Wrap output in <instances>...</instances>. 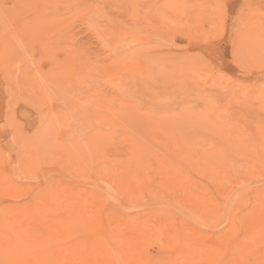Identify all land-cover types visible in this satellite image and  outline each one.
<instances>
[{
	"label": "rangeland",
	"instance_id": "1",
	"mask_svg": "<svg viewBox=\"0 0 264 264\" xmlns=\"http://www.w3.org/2000/svg\"><path fill=\"white\" fill-rule=\"evenodd\" d=\"M60 222L159 264L264 263V0H0V264H36Z\"/></svg>",
	"mask_w": 264,
	"mask_h": 264
},
{
	"label": "bare ground",
	"instance_id": "2",
	"mask_svg": "<svg viewBox=\"0 0 264 264\" xmlns=\"http://www.w3.org/2000/svg\"><path fill=\"white\" fill-rule=\"evenodd\" d=\"M87 45V44H86ZM94 45V44H93ZM102 46V45H101ZM98 47H99V45H98ZM96 48V47H95ZM85 49V48H84ZM83 49V51H85ZM89 49H91V48H89ZM98 49V48H97ZM100 49V48H99ZM90 51V50H89ZM94 51V50H93ZM92 50H91V52H89L88 53V51H85V52H87L88 54H90V55H92V54H94V53H92L93 52ZM97 52H99V50L97 51ZM86 53V54H87ZM97 53L95 52V55H96ZM89 56V55H88ZM87 56V57H88ZM91 58H93V57H91ZM127 58V57H126ZM147 58V57H146ZM87 60V59H86ZM88 61H89V59H88ZM132 61H133V57H132ZM88 64V63H87ZM121 64V63H120ZM90 65V64H89ZM116 65V64H115ZM134 65V64H133ZM85 66V65H84ZM121 66V65H120ZM88 67V66H87ZM87 67H85V68H87ZM115 67V66H114ZM121 68V67H120ZM107 69V68H106ZM109 69V68H108ZM115 69H113V70H110V71H114ZM101 71V70H100ZM85 72V71H84ZM107 72V71H106ZM105 72V73H106ZM109 73V72H108ZM134 73V72H133ZM122 74H124V73H122ZM121 74V75H122ZM85 75V74H84ZM132 75V74H131ZM123 77H124V75H123ZM132 77V76H131ZM133 79V78H132ZM86 80V79H85ZM84 80V82H87V81H85ZM122 80V79H121ZM87 83H89V82H87ZM86 83V84H87ZM88 85V84H87ZM99 88H101V87H99ZM101 90H103V89H101ZM100 90V91H101ZM104 91V90H103ZM102 92V91H101ZM101 92H99V93H101ZM107 93H109V91L107 92ZM102 94H104V93H102ZM106 96L108 95V94H105ZM101 96V95H100ZM105 97V96H104ZM134 113V112H133ZM135 114V113H134ZM133 114V115H134ZM131 118H133V117H131ZM109 120V119H108ZM216 127V126H215ZM215 127H214V129H215ZM223 127V126H222ZM219 128V127H218ZM218 128H217V130H218ZM132 130H134V129H132ZM132 130H131V133H132ZM220 131H222L221 130V128L219 129ZM102 135V134H101ZM130 135V134H129ZM135 135V134H134ZM136 136V135H135ZM131 139H133L134 140V138H133V136L131 135ZM136 142V141H135ZM136 144V143H135ZM136 146V145H135ZM135 146L133 147V148H135ZM131 148V147H130ZM136 149V148H135ZM133 151H135L134 149H133ZM137 151V150H136ZM133 153V152H132ZM134 154V153H133ZM167 163H169V162H166V165L168 166L169 164H167ZM166 165H165V168H166ZM171 166V164L167 167V168H169ZM135 167V166H134ZM136 169H139L138 167H136ZM135 169V171H137ZM134 171V172H135ZM173 172H175V170L173 171ZM121 174V173H120ZM124 174V173H123ZM122 174V175H123ZM126 176V175H125ZM126 177H128V176H126ZM133 177V176H132ZM122 179V178H121ZM127 179V178H126ZM131 179H133V178H131ZM124 181V180H123ZM130 181V180H129ZM125 182H127V181H125ZM130 182H128V184H129ZM142 184V183H141ZM141 184H139V185H141ZM145 183L143 182V184L142 185H144ZM130 185V187H131V184H129ZM142 185H141V188H142ZM127 188V187H126ZM132 188V187H131ZM129 189V188H128ZM126 191H128V190H126ZM89 195V194H88ZM89 197V196H88ZM93 199H95L94 197H93ZM84 200V199H83ZM90 200V199H89ZM96 201V200H95ZM96 203V202H95ZM129 204V206H130V202L128 203ZM77 206L79 205V204H76ZM74 206V205H73ZM154 206H155V204H154ZM100 209V210H99ZM98 210H99V213H101L100 211H101V208H99ZM71 219V218H70ZM69 219V220H70ZM79 220H78V218H75L74 219V222L73 221H70L71 223L73 222L74 223V225L76 224H79V222H78ZM108 222H109V220H107ZM66 222V221H65ZM65 222H60V223H58V233L60 234V238L58 239L59 241H58V243L56 244V246H55V248L53 249V251H47V252H45V253H43L42 255H41V257L38 259V261H37V263L36 264H152V263H155V264H157L159 261H162V260H159V258L157 259V260H159L158 262L157 261H155L156 259H153L152 261H151V259H149V258H152V257H149L148 255V257H146V256H144V254L143 253H145V252H141V250L140 249H138L140 246V243L142 244V240L140 239L139 240V238H138V241L136 240V235H125V234H122V233H119V232H117L118 233V235H117V233H116V235H117V237H115V235L114 236H112L113 234H115L114 232L112 233V232H109L108 234H107V237H111V239L114 237L115 239H117V242H119V244H120V242H123V243H125V248L124 249H121V246L119 245V244H117L116 242H114L113 241V243H116V244H113V249L110 247V248H108L107 246H106V244L103 242V241H101V240H103V238H106V236L105 237H102V239L100 238L101 236H103L101 233H105L106 232V230L105 231H102L103 230V228H101V227H99L100 229H102V230H100L99 232H101L100 234H99V236H97V234H95V231H97V230H95L94 231V229L92 230V232L94 233V235H96V237L94 238H92V239H85L84 241H86V240H88L87 242H84L85 244H81L82 243V240L80 241V240H77V238H74V237H72L73 236V234L74 233H72V232H69L70 230H71V227H64V225H66L67 226V224L65 223ZM69 221H68V224H71ZM100 222V221H99ZM104 221H102V223H103ZM112 222V221H111ZM62 223H64V225L62 224ZM101 223V222H100ZM100 223H98V225L97 226H99V224ZM171 223H172V219H171ZM170 224V223H169ZM63 226V228H62V226ZM73 225V227H75ZM94 225V224H93ZM93 225L91 226V225H89V227L90 228H94L93 227ZM96 225V224H95ZM101 225V224H100ZM109 225V224H108ZM107 225V226H108ZM113 225L114 226H119V225H121V223L119 222V223H117L116 225L114 224V222H112V225H110V226H112V227H110V229H113ZM171 225H173V223L171 224ZM249 225L251 226V228L252 227H255V228H253V230L254 229H256L257 227H258V225H259V223L257 222V221H255L254 223H249ZM69 226V225H68ZM72 226V225H71ZM107 226L105 227V228H107ZM169 228H168V227ZM175 226V225H174ZM72 227V229L73 230H75L77 227H79V226H77L76 228H73ZM102 227H104V226H102ZM166 227V228H165ZM173 229H172V228ZM88 229L89 231L91 230V229ZM97 228V227H96ZM95 228V229H96ZM162 228H165L166 229V231H170V228L172 229V230H174L175 228L173 227V226H169V225H167L166 224V226H163ZM162 228H159V230L157 231L158 233H159V231H160V233L162 232V231H164L165 229H162ZM167 228H168V230H167ZM250 228V229H251ZM98 229V228H97ZM160 229H162V231L160 230ZM78 229H76V231H77ZM87 230V231H88ZM176 230L178 231L179 229H175L174 231L176 232ZM107 231H108V229H107ZM249 231L250 230H248V231H246V234L248 235V233H249ZM98 231H97V233H99ZM154 232V231H153ZM156 232V233H157ZM175 232H172L173 234H175ZM72 234V236H70V234ZM143 233V232H142ZM146 233V232H145ZM151 233V232H150ZM149 233V235L151 236V234ZM155 233V232H154ZM157 233V234H158ZM167 233V232H166ZM181 233V231L179 230V232H176V236L173 238L172 237V234H171V232L170 233H167L168 235H166V234H164V236L166 237V238H172V240L170 241V240H166V241H168V242H166V244H164V245H167V243H168V246H169V248H173L172 249V251L173 250H175V251H173L174 252V255L177 253V255H175V256H177V257H182L183 259L185 258V257H188V255L189 256H191L190 257V260L192 261V256H195V254H196V252L198 251L197 249H195V248H197V246L195 247V244H193V243H191L192 241V239L190 238V241H187L186 240V238H184V236L185 237H188V235H186V234H180ZM90 234H92V233H90L89 232V234L88 235H90ZM156 234V235H157ZM162 234H163V232H162ZM169 234H171V235H169ZM74 235H76V234H74ZM139 235L141 236V234L139 233ZM139 235H138V237H139ZM143 235H145L144 233H143ZM143 235H142V237H143ZM148 235V234H147ZM184 235V236H183ZM90 236H92V235H90ZM149 236V239H151V237ZM159 236V235H158ZM183 236V237H182ZM221 236V235H220ZM155 237V236H154ZM161 237H163V235L161 236ZM189 237H190V235H189ZM188 237V238H189ZM250 237V236H249ZM141 238V237H140ZM156 238V237H155ZM154 238V239H155ZM166 238H164V239H166ZM168 238V239H169ZM108 239V238H107ZM114 239V240H115ZM160 239V238H159ZM161 239H163V238H161ZM164 239H163V241H164ZM225 238H223V240H224ZM234 239V238H233ZM238 239V238H237ZM236 239V240H237ZM242 238H240V240H241ZM243 239H245V237L243 238ZM251 239V238H250ZM253 239L254 238H252V241H253ZM104 240H106V239H104ZM222 240V243L224 242ZM226 240V239H225ZM247 241H248V239H246ZM245 240V241H246ZM107 241V240H106ZM112 241V240H111ZM116 241V240H115ZM150 241V240H149ZM154 241V240H153ZM153 241H152V244H151V246L150 247H152V246H154L156 243H155V241H157L156 239H155V241H154V243H153ZM170 241V242H169ZM185 241H186V243H185ZM246 241V242H247ZM107 242H110L109 241V239H108V241ZM138 242H140L139 244H138ZM145 242H147V239L144 241V243L142 244L143 246H145L147 243H145ZM162 242V241H161ZM198 242V241H197ZM197 242H195L196 244H198ZM213 242V241H212ZM238 242H239V240H238ZM242 242H244L243 240H241L240 241V243L239 244H241ZM249 242H251V240L250 241H248L247 243H249ZM111 243V242H110ZM123 243H121V244H123ZM164 243V242H163ZM185 243V244H184ZM190 245H189V244ZM206 243V242H205ZM215 243V242H214ZM221 243V242H220ZM220 243H218L217 242V244H220ZM245 243V242H244ZM246 243V244H247ZM253 243H254V241H253ZM154 244V245H153ZM161 244V243H160ZM170 244V245H169ZM182 244H184V245H182ZM209 244V243H208ZM207 244V245H208ZM213 244V243H212ZM217 244H215L216 246H217ZM238 244V245H239ZM250 244V246L252 245V246H254V244H251V243H249ZM164 245H163V247H164ZM192 245H194V246H192ZM206 245V244H205ZM210 245H211V243H210ZM223 245H224V243H223ZM238 245H237V243L235 242V244H233V246H237L238 247ZM243 245V244H242ZM137 246H139L138 248H137ZM171 246V247H170ZM211 246H213V245H211ZM211 246H208V248L207 247H205L206 248V250H207V253H209V254H211L212 255V248L213 247H211ZM221 246V244L218 246V247H216L217 248V250H219V253L222 251H224L226 248H225V245H224V247L223 246H221V247H223V248H225L224 250H223V248H219ZM245 247H246V245H244ZM247 246H249L248 244H247ZM249 246V247H250ZM252 246L250 247V248H252ZM116 247H120V248H116ZM148 247V246H147ZM201 247H202V245H201ZM248 247V248H249ZM122 248H123V246H122ZM165 248V247H164ZM205 248H204V250H205ZM239 248V247H238ZM238 248H235V249H237V250H239ZM119 249V250H118ZM177 249V250H176ZM242 249V248H241ZM241 249H240V252H239V254L241 253ZM145 250H148V248H146V249H144V251ZM170 250V249H169ZM168 250V251H169ZM203 250V251H204ZM252 250H254V249H252ZM202 251V250H201ZM232 251V250H231ZM243 251H245L244 250V248H243ZM147 252V251H146ZM170 252V251H169ZM195 252V254H193ZM233 252V251H232ZM231 252V253H232ZM204 255H206L204 252H202ZM201 252H199V254H202ZM217 253H218V251H217ZM230 253V254H231ZM245 255L248 253H250L249 251L247 252L246 251V253L245 252H243ZM121 254H123L125 257V261H123V259H122V257L121 256H119L120 258H117L116 256H118V255H121ZM147 254H149V253H147ZM170 254V253H169ZM168 254V255H169ZM171 254H173V253H171ZM170 254V255H171ZM193 254V255H192ZM215 254H216V252L215 253H213V255L215 256ZM223 254V253H222ZM247 254V255H248ZM254 255H255V253H253ZM150 255V254H149ZM178 255H180V256H178ZM234 255H235V253H234ZM241 255H242V253H241ZM241 255H239V256H241ZM262 255H263V253H262ZM216 256H219L218 254H216ZM223 256V255H222ZM226 256H228L229 258H230V256L231 255H226ZM235 256H237V255H235ZM235 256H231V257H234V260H235ZM169 257H172V255L171 256H169ZM168 257V258H169ZM201 257L202 258H204V256H200V263L202 262V260L203 259H201ZM207 257V256H206ZM211 257V256H210ZM209 257V258H210ZM246 257H248V256H246ZM256 257H258V256H256ZM262 257V256H261ZM154 258V257H153ZM156 258V257H155ZM240 258H242V256L240 257ZM251 258H252V256H251ZM263 258H264V256H263ZM149 259V260H148ZM160 259H162V258H160ZM166 259H167V257H166ZM166 259H164L165 261H166ZM171 259V258H170ZM178 259V258H177ZM174 256H173V260L171 261V262H173L174 260H177ZM182 259V263H183V261H185V262H187V260L189 259V258H185L184 260ZM187 259V260H186ZM195 259V257L193 258V260ZM214 259H216V258H214ZM225 259H226V257H225ZM239 259V258H238ZM180 260H181V258H180ZM180 260H178V264H180ZM196 260V259H195ZM194 260V261H195ZM221 260V259H220ZM233 260V259H232ZM193 261V262H194ZM205 261V260H204ZM209 261V260H208ZM208 261L206 262L207 264H209L208 263ZM211 261H213V260H211ZM215 261V260H214ZM228 261H229V259H228ZM236 261V260H235ZM241 261H244L243 259L241 260ZM261 261H262V259H261ZM164 262V261H163ZM170 262V263H171ZM176 262V261H175ZM175 262H173L174 264H177V262L175 263ZM190 262V261H189ZM199 262V261H198ZM204 262V263H205ZM226 262V261H225ZM237 262H239V261H237ZM248 262H250V261H247L246 263H248ZM165 264H168V262L166 263V262H164ZM163 263V264H164ZM224 263V262H223ZM230 263V261L229 262H227V264H229ZM244 263V262H243ZM159 264V263H158ZM186 264H188V263H186ZM189 264H192V263H189ZM196 264H198V263H196ZM214 264V263H213ZM225 264V263H224ZM233 264H235V263H233ZM264 264V263H263Z\"/></svg>",
	"mask_w": 264,
	"mask_h": 264
}]
</instances>
